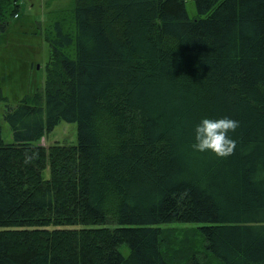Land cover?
Listing matches in <instances>:
<instances>
[{
    "label": "trees",
    "instance_id": "trees-1",
    "mask_svg": "<svg viewBox=\"0 0 264 264\" xmlns=\"http://www.w3.org/2000/svg\"><path fill=\"white\" fill-rule=\"evenodd\" d=\"M194 3L74 0L41 31L44 88L4 114L0 264H264V0ZM15 16L0 0V33ZM223 115L235 150L192 149ZM62 122L76 145L38 143ZM172 222L203 227L204 263L168 258Z\"/></svg>",
    "mask_w": 264,
    "mask_h": 264
},
{
    "label": "rangeland",
    "instance_id": "rangeland-1",
    "mask_svg": "<svg viewBox=\"0 0 264 264\" xmlns=\"http://www.w3.org/2000/svg\"><path fill=\"white\" fill-rule=\"evenodd\" d=\"M19 3L20 16L14 17V26L8 32L0 33V137L7 143L13 141V132L4 116L6 105L16 106L26 95L35 92V88H44L51 49L41 31L61 19L65 12L70 13L74 0H19ZM186 7L189 17L195 18L194 0H186ZM77 142V123L62 122L38 143L48 148L76 145ZM161 228L167 233L164 236L166 244L172 248L170 260L183 254H196L204 263L206 251L199 235L202 226L172 222Z\"/></svg>",
    "mask_w": 264,
    "mask_h": 264
},
{
    "label": "clouds",
    "instance_id": "clouds-1",
    "mask_svg": "<svg viewBox=\"0 0 264 264\" xmlns=\"http://www.w3.org/2000/svg\"><path fill=\"white\" fill-rule=\"evenodd\" d=\"M240 123L230 115L201 117L193 129L192 149L201 153L211 151L218 156L230 155L237 145L232 133Z\"/></svg>",
    "mask_w": 264,
    "mask_h": 264
}]
</instances>
